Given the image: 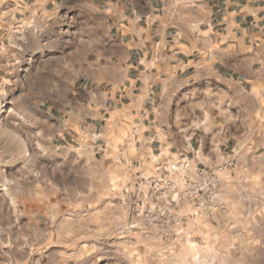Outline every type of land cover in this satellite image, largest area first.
I'll return each mask as SVG.
<instances>
[{
  "label": "crops",
  "instance_id": "1",
  "mask_svg": "<svg viewBox=\"0 0 264 264\" xmlns=\"http://www.w3.org/2000/svg\"><path fill=\"white\" fill-rule=\"evenodd\" d=\"M13 8L21 28L47 29L44 43L29 36V51L60 74L50 87L61 92L46 106L59 137L102 131L117 115L131 121L141 150L168 149L171 138L159 133L166 92L175 98L204 85L209 145L201 160L213 167L240 152L239 172L264 184V0H15ZM1 30L3 48L11 39L4 22ZM15 33L13 61L26 46ZM179 133L172 153L189 138L199 145Z\"/></svg>",
  "mask_w": 264,
  "mask_h": 264
},
{
  "label": "rangeland",
  "instance_id": "2",
  "mask_svg": "<svg viewBox=\"0 0 264 264\" xmlns=\"http://www.w3.org/2000/svg\"><path fill=\"white\" fill-rule=\"evenodd\" d=\"M14 1L0 0V28L4 22L11 39L0 48L5 54L0 59V264H188L171 262L176 250L140 248L139 238L116 230L114 192L132 176L137 162L153 154L141 150L131 121L117 115L102 131L66 139L56 134V120L46 106L61 92L50 87L60 74L50 71L44 54L35 57L29 51V36L44 43L47 29L13 23ZM19 30L25 35L24 57L13 61L19 52L13 35ZM59 32L64 34V27ZM163 124L168 131L162 138H171L165 154L182 131L195 135L207 157L208 86L184 89L175 98L168 90ZM250 185L249 192L259 196L254 244L196 250L221 260L204 264H264V184ZM194 251L178 250V257L185 260Z\"/></svg>",
  "mask_w": 264,
  "mask_h": 264
},
{
  "label": "built area",
  "instance_id": "3",
  "mask_svg": "<svg viewBox=\"0 0 264 264\" xmlns=\"http://www.w3.org/2000/svg\"><path fill=\"white\" fill-rule=\"evenodd\" d=\"M167 131L164 125L159 133ZM155 139L160 142L157 134ZM201 147L189 138L177 153L156 148L114 192L116 230L123 237L139 238L140 248L176 250L170 258L174 263L221 262L196 250L251 246L258 227L257 195L249 192L250 182L239 172L240 152L232 151L227 160L208 167L200 158ZM186 249L195 251L179 259L177 251Z\"/></svg>",
  "mask_w": 264,
  "mask_h": 264
},
{
  "label": "bare ground",
  "instance_id": "4",
  "mask_svg": "<svg viewBox=\"0 0 264 264\" xmlns=\"http://www.w3.org/2000/svg\"><path fill=\"white\" fill-rule=\"evenodd\" d=\"M6 112H7L6 110L3 111V113H6Z\"/></svg>",
  "mask_w": 264,
  "mask_h": 264
}]
</instances>
